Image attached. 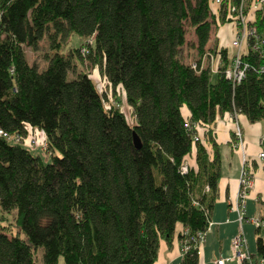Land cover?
Segmentation results:
<instances>
[{
	"label": "trees",
	"instance_id": "1",
	"mask_svg": "<svg viewBox=\"0 0 264 264\" xmlns=\"http://www.w3.org/2000/svg\"><path fill=\"white\" fill-rule=\"evenodd\" d=\"M225 5L0 0V130L41 131L50 159L0 134V212L15 219L13 233L0 220V264H153L160 239L170 244L178 224L179 245L188 240L181 264L198 263L191 238L207 230L219 177L217 143L204 125L225 112L264 120L255 55L240 82L225 78V63L200 68L210 33L219 20L229 22ZM254 13L263 30L264 8ZM186 26L200 54L194 66L180 53ZM72 34L90 39L85 57L113 91L122 89L131 121L106 104L88 73H73L81 44L61 50ZM43 39L50 51L40 67L24 47ZM198 125L203 137L193 140ZM193 150L196 166L186 161ZM260 230L251 254L264 264V224Z\"/></svg>",
	"mask_w": 264,
	"mask_h": 264
},
{
	"label": "crops",
	"instance_id": "2",
	"mask_svg": "<svg viewBox=\"0 0 264 264\" xmlns=\"http://www.w3.org/2000/svg\"><path fill=\"white\" fill-rule=\"evenodd\" d=\"M220 44H222V42L217 41V45L220 46ZM183 112L187 114L186 109H183ZM234 114L235 119L242 128V144H238L237 141H231L230 134L232 133L233 123L229 113L225 112L221 115H217L212 123L204 125V128H209L211 130L214 140L217 143L219 153V177L217 179V193L213 203L209 225L205 232L204 241L199 245L197 264H206L209 260L215 262L218 258L228 257L233 236L240 230L244 236V221L239 222L238 212L234 204L239 187V172L244 163L243 155L248 160L246 163L253 173V186L247 192L245 206L248 201L249 203L253 202L255 204L261 203L259 207L262 208L263 213L257 210V212L255 211L250 216L261 217L264 215V167L261 162L255 158L257 152L262 147L258 138L260 135L264 134V120L260 119L250 122L244 114ZM205 146L210 156L211 145L205 143ZM194 157V150L191 154L186 156V161L191 166H196ZM231 223H236L238 229H234L230 232L225 231L224 226ZM180 230H182V227L178 224L170 244L164 239H160L157 256L153 264H181L182 253L177 237V233ZM245 241L246 245L244 250L250 252L246 237ZM217 254L222 255L220 256ZM229 263L237 264V261L234 258L224 261V264Z\"/></svg>",
	"mask_w": 264,
	"mask_h": 264
},
{
	"label": "built area",
	"instance_id": "3",
	"mask_svg": "<svg viewBox=\"0 0 264 264\" xmlns=\"http://www.w3.org/2000/svg\"><path fill=\"white\" fill-rule=\"evenodd\" d=\"M212 6L218 7L223 4H226V16L230 22H233V39L230 41L229 47L231 48L228 51V48H219L217 44L215 45V51H206L203 52V58L200 60V68L209 67L212 72L220 69V66L225 63L224 68H222V73L226 79L235 80L240 82L244 76L245 72L249 66V60L247 57L250 55H255L258 63L256 66V72L261 74L264 78V28L259 30L254 24L255 17L254 12L264 8V0H236L234 3L230 0H211ZM211 7V6H210ZM212 9V8H211ZM221 50L225 52L224 56L221 57ZM202 56V55H201ZM204 58L209 60L207 65L204 62ZM225 60H224V59ZM195 65V62H192V66ZM232 132L235 136V139H238V144L242 143V132L238 126V121L234 118ZM0 134L7 137L9 140L15 143H21L22 138L15 136V134H6L0 130ZM18 135V134H17ZM193 140H198L197 134L192 135ZM259 143L262 145L260 150L256 154V159L261 162L264 167V134L260 135L258 138ZM45 146V143H44ZM42 146V147H44ZM31 147V148H30ZM30 150H35L33 146H30ZM248 161L243 155V165L241 166L239 172L238 183L239 187L236 193L234 200L235 208L238 212V220L242 222L243 220H248L255 225L264 224V219L258 216H247L245 214V198L249 189L253 186V173L250 170L249 165L246 163ZM187 165L184 162L181 165L182 170H186ZM209 225V224H208ZM186 229L183 231L186 234ZM205 232L197 231L196 236L191 239L194 240L196 244L199 245L204 241ZM183 245H179L181 253L188 249V240L184 239L182 241ZM195 244V246H197ZM245 237L243 236L242 231L237 232L231 242L230 254L226 258H218L215 260L216 264H224L225 260L235 259L237 264L241 261H245L246 264H259L262 262V259L259 257L253 256L250 252L245 251Z\"/></svg>",
	"mask_w": 264,
	"mask_h": 264
},
{
	"label": "rangeland",
	"instance_id": "4",
	"mask_svg": "<svg viewBox=\"0 0 264 264\" xmlns=\"http://www.w3.org/2000/svg\"><path fill=\"white\" fill-rule=\"evenodd\" d=\"M219 24L214 27L213 31L210 33L209 36V41L207 44V48L204 50V52L208 51V49L211 50L212 46L217 44L218 42H222L220 44L219 48H228V51H230V41L233 39V33L234 28H233V22H223L220 21L218 22ZM218 37V38H217ZM186 42L183 45L181 49V56H183V59L186 61H196L200 54L196 51L195 46H194V33L191 27L186 26V35H185ZM88 43H90L89 38H81L75 34H72L69 36L67 39L66 43L63 44L61 47V50L63 52L67 51L70 48L77 47L78 45L81 44L79 48V52L83 56L82 59H76L73 62L75 63L73 73H78L79 71H84L88 73L95 81L97 88L100 91H104L107 95V102L106 104H117L118 107L124 112V114L127 116L128 120H132V111L129 105L126 104L124 95L122 92V89L120 87H116V89L113 91L112 88H110L104 78L101 76L99 69L97 66H95L93 63H91L85 56L86 51L88 50ZM49 47L47 42L43 39L39 41L38 46L36 49H31L29 47H24V53L28 61L34 60L40 67L44 65L45 63V57L44 55L49 52ZM66 53V52H65ZM203 58V54H201ZM209 60H206L204 58V62L207 65V62ZM213 78V77H211ZM230 119L232 120V123L234 122V116L235 114H230ZM264 123V122H263ZM234 124V123H233ZM238 126L240 130L242 129L239 122ZM242 132V130H241ZM195 134H198L199 139H202V130L200 125H198L195 128ZM200 134V135H199ZM242 134V133H241ZM17 137L22 138V144L26 145L27 147L33 146L35 148V151H39L38 153L41 154V158L44 160V162L49 161V156H48V151L47 149L42 146H44V140L45 136L44 134L37 130V129H30L28 130L27 134L25 136H20L19 134H15ZM231 136V141H237L238 139H235L234 134H230ZM243 139V138H242ZM243 143V140H242ZM241 143V144H242ZM31 148V147H30ZM260 150V149H259ZM261 205V203H259ZM259 204L255 203H248L245 206V211L247 216L252 215L255 211L260 210L261 213H263V210L261 207H259ZM0 220L2 221L3 228L8 231L13 233L15 230V219H14V214L13 212L9 213H4L0 212ZM243 231H244V236L247 239L248 242V247L249 251L254 253L255 252V238L256 236H263V231L260 230L259 233H255V224L249 222L248 220H243ZM238 225L236 223H231L226 226H224L225 231H232V230H237ZM227 233V232H226ZM218 248V246H217ZM39 251L37 252V255L39 256ZM217 255H222V254H217ZM218 257V256H217ZM206 264H215L214 261L209 260ZM229 264H235V263H229Z\"/></svg>",
	"mask_w": 264,
	"mask_h": 264
},
{
	"label": "water",
	"instance_id": "5",
	"mask_svg": "<svg viewBox=\"0 0 264 264\" xmlns=\"http://www.w3.org/2000/svg\"><path fill=\"white\" fill-rule=\"evenodd\" d=\"M132 142L135 147H139L141 144L138 135L134 131L132 132Z\"/></svg>",
	"mask_w": 264,
	"mask_h": 264
}]
</instances>
